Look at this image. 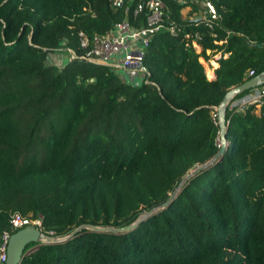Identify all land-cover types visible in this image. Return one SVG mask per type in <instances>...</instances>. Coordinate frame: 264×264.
Here are the masks:
<instances>
[{
  "label": "trees",
  "instance_id": "trees-1",
  "mask_svg": "<svg viewBox=\"0 0 264 264\" xmlns=\"http://www.w3.org/2000/svg\"><path fill=\"white\" fill-rule=\"evenodd\" d=\"M141 1L0 0V235L14 212L41 216L44 230L64 239L81 226L121 228L155 210L127 233L83 229L20 264H264V119L226 111L222 158L158 209L218 152L212 114L225 94L249 70L264 73V0H207L221 16L216 37L182 19L197 4L162 0L183 32L201 33L200 51L182 35L157 33L138 84L80 59L46 64L66 49L82 53L78 31L102 34L123 20L144 26L145 11L133 14ZM216 52L208 80L199 58ZM46 102L52 107L40 108ZM33 104L30 134L52 116L44 153L17 166L18 111Z\"/></svg>",
  "mask_w": 264,
  "mask_h": 264
},
{
  "label": "built area",
  "instance_id": "built-area-1",
  "mask_svg": "<svg viewBox=\"0 0 264 264\" xmlns=\"http://www.w3.org/2000/svg\"><path fill=\"white\" fill-rule=\"evenodd\" d=\"M182 2L194 3L200 8L191 19H183L188 22V26L203 25L211 32L213 37H216L214 30L219 26L221 16L215 6L207 0H183ZM112 4L113 6H122L123 3L122 0H113ZM144 11L145 25L141 27L132 26L128 21L123 20L102 34L95 33L89 36L83 31H78L77 40L82 53L77 55L73 50L66 49L65 52L68 54L66 61L80 59L96 65L106 66L122 75L125 82L132 83L133 77H140L143 80V75L146 73V68L143 65L145 51L152 38L161 31H166L174 37L182 35V39L186 41V46H191L200 51L198 42L202 39L201 33L198 31L194 33L183 32V26L170 18L169 9L162 0H142L136 5L133 14L136 17ZM125 12H127V9ZM92 16L94 17V14ZM214 43L220 45L223 41H215ZM206 53L211 55L210 51ZM216 54L218 56L215 61L221 57V52H216ZM226 56L227 54L223 55V57ZM199 61L206 70V75L207 70L214 67L210 60L203 57L199 58ZM253 74L254 72L249 70L246 78H252ZM226 111L231 114L250 112L264 119V83L234 97L227 104ZM212 117L213 119L217 118V111L212 114ZM8 222L9 229L3 231L0 235V264H6L7 245L15 231L30 227L47 237L52 238L53 235L52 232L44 230L42 217L38 215L35 217L32 215L25 216L19 212H14L10 214Z\"/></svg>",
  "mask_w": 264,
  "mask_h": 264
},
{
  "label": "water",
  "instance_id": "water-1",
  "mask_svg": "<svg viewBox=\"0 0 264 264\" xmlns=\"http://www.w3.org/2000/svg\"><path fill=\"white\" fill-rule=\"evenodd\" d=\"M261 46V45H259ZM264 83V73L255 77L250 78L243 84L232 87L224 96L223 100L217 107V121H218V147L219 150L214 155L212 159H210L208 162L197 166L190 174H188L179 184L178 188L169 196L167 201L161 205L158 209H164L168 206V204L176 197L178 194L179 187L186 182L190 177L194 176L195 174L201 172L202 170H205L208 166L212 165L215 161L222 158L224 155L226 149H227V141H226V129L227 124L225 120L226 116V107L227 104L236 96L248 91L249 89L259 86ZM155 210H151L150 212L144 214L143 216H140L134 223L121 227V228H112V227H96V226H81L74 230L67 238L72 237L76 233L82 231L83 229H86L90 232L95 233H112V234H124L127 233L134 228H136L144 219H146L152 212ZM64 239H56L47 237L45 234L40 233L34 228H24L21 229L15 233H13L9 239L8 245H7V260L6 264H20L22 259L27 256L33 249L37 248L40 245H50V244H56L59 242H62L66 240ZM30 244H37L34 247L30 248L25 252V248Z\"/></svg>",
  "mask_w": 264,
  "mask_h": 264
},
{
  "label": "rangeland",
  "instance_id": "rangeland-1",
  "mask_svg": "<svg viewBox=\"0 0 264 264\" xmlns=\"http://www.w3.org/2000/svg\"><path fill=\"white\" fill-rule=\"evenodd\" d=\"M186 13V12H185ZM194 15V13H193ZM185 15V19H191L192 16ZM210 55V54H209ZM68 54L64 51L58 53V54H50L49 57L52 58V61L50 58L46 61V64H53L56 67H62L67 58ZM218 54L210 56V62L214 61L217 58ZM54 59V60H53ZM216 63V62H215ZM211 65V63H210ZM209 74V73H208ZM211 79V78H210ZM134 84H138L142 79L140 77H137L136 80H134ZM52 106L46 102L45 104L41 105L40 108H46ZM39 107L35 106L34 104L31 105V107L28 108H22L18 111V119L20 121L21 130H22V144L18 153V159H17V166H20L25 160L35 157L37 159H40L43 156L44 153V146L42 139H45L49 133L48 131V121L52 118V116H48L44 119V122L41 126V129L39 133L37 134H30V125L32 123L31 120L34 118L33 110H37ZM194 170V169H193ZM191 170L189 174L193 171Z\"/></svg>",
  "mask_w": 264,
  "mask_h": 264
},
{
  "label": "crops",
  "instance_id": "crops-1",
  "mask_svg": "<svg viewBox=\"0 0 264 264\" xmlns=\"http://www.w3.org/2000/svg\"><path fill=\"white\" fill-rule=\"evenodd\" d=\"M186 12V13H185ZM193 13L195 14V12H192L191 11V8L190 7H186V8H184V9H182L181 10V15H182V19H185V15H187V16H191V15H193ZM216 61L214 60V61H212V64H213V69H209V70H207V75H206V77H207V79L208 80H214L215 79V74H214V70H215V68H217V63H215ZM205 70V69H204ZM212 70H213V77H212ZM209 73V74H208ZM205 74H206V70H205ZM211 78V79H210Z\"/></svg>",
  "mask_w": 264,
  "mask_h": 264
}]
</instances>
